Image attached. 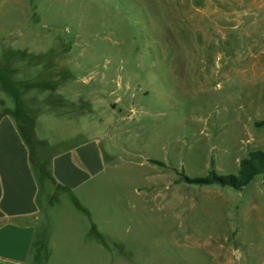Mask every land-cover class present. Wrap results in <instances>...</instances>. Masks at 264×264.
<instances>
[{
	"label": "rangeland",
	"instance_id": "rangeland-1",
	"mask_svg": "<svg viewBox=\"0 0 264 264\" xmlns=\"http://www.w3.org/2000/svg\"><path fill=\"white\" fill-rule=\"evenodd\" d=\"M0 98L45 170L38 117L99 142L93 218L124 243L95 264H264V178L185 181L264 153V0H0Z\"/></svg>",
	"mask_w": 264,
	"mask_h": 264
},
{
	"label": "crops",
	"instance_id": "crops-1",
	"mask_svg": "<svg viewBox=\"0 0 264 264\" xmlns=\"http://www.w3.org/2000/svg\"><path fill=\"white\" fill-rule=\"evenodd\" d=\"M8 110L0 98V264H95L111 245L121 247L124 241L93 218L95 195L102 191V182L111 181L95 137L57 136L48 141L36 129L39 117L34 121L36 142L61 148L49 156L52 182L44 192L33 171L29 146ZM134 190L133 204L143 206L142 192ZM61 196L67 198L65 203H59ZM70 207L86 221L66 223L64 214L72 215Z\"/></svg>",
	"mask_w": 264,
	"mask_h": 264
},
{
	"label": "trees",
	"instance_id": "trees-1",
	"mask_svg": "<svg viewBox=\"0 0 264 264\" xmlns=\"http://www.w3.org/2000/svg\"><path fill=\"white\" fill-rule=\"evenodd\" d=\"M262 126H264V122L262 123ZM22 134L23 133L21 132V135ZM31 163L35 177L42 190L43 185L47 180H49L50 183L52 182L48 166L45 170L38 160H34L32 153ZM257 177L264 178V153L262 152L249 153L243 160H241L239 163L238 172L235 176L217 177L213 172H210L206 178L184 180L187 184L197 187L219 186L221 188H230L234 191H241L249 186L251 182Z\"/></svg>",
	"mask_w": 264,
	"mask_h": 264
}]
</instances>
